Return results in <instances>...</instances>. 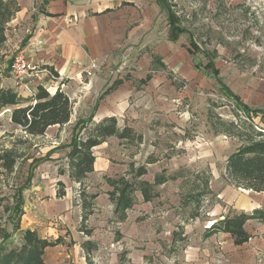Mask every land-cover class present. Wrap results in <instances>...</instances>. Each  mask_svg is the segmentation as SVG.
<instances>
[{"label":"rangeland","instance_id":"1","mask_svg":"<svg viewBox=\"0 0 264 264\" xmlns=\"http://www.w3.org/2000/svg\"><path fill=\"white\" fill-rule=\"evenodd\" d=\"M170 2L178 22L191 34L184 33L187 44L193 38L201 49L196 53L200 67L211 57L221 81L211 69H202L200 79L181 88L178 102L169 97L158 104L146 94H132L128 107H179L178 112L154 108L148 114L125 113L120 117V128L132 127L142 140L110 136L93 149L96 168L83 184L73 182L65 173L69 164L66 147L61 145L70 141L73 128L64 131L63 141L53 147L60 134L57 128L50 129V135L27 136L11 122L13 107L0 113V222L12 230L7 217L21 193V225L32 226L50 238H61L58 246L46 249V264H264V233L252 232L257 231V225L246 226L252 233L238 261L226 249L222 231H210L214 222L242 211L234 209V201L228 203L221 197L223 187L235 186L224 175L228 157L246 143L249 134L263 133L254 137L264 138V132L254 124L264 125V118L253 121L250 112L222 85L229 86L244 104L264 109V0ZM43 5L37 2L36 12ZM137 6L143 11L155 7L154 0H141V6ZM157 14L154 24L165 25L167 12L158 8ZM30 19L24 17L16 26L6 24L11 43L0 45L2 76L9 75L13 56L26 45ZM153 55V47L144 45V41H124L110 75H119L130 83L128 78L135 73L145 75L146 70L162 68ZM147 60L151 62L145 69ZM174 77L182 82L176 73ZM131 84L141 89L139 80ZM9 150L18 155L11 172L2 166L4 151ZM142 166L147 172L137 176ZM158 174L166 175L168 181L156 186L157 195L145 201L136 190L126 219L118 221L109 195L112 181L154 182ZM59 181L66 185L62 199L52 193L53 188H59ZM83 189L89 195L97 194L90 200L92 213L86 221ZM85 240L98 245L90 260L82 247Z\"/></svg>","mask_w":264,"mask_h":264},{"label":"crops","instance_id":"2","mask_svg":"<svg viewBox=\"0 0 264 264\" xmlns=\"http://www.w3.org/2000/svg\"><path fill=\"white\" fill-rule=\"evenodd\" d=\"M16 1L20 10L7 25L16 26L24 17L31 18L28 21L31 24L28 31L30 35L23 49L31 61L39 62L48 66L53 72L55 71L57 79L51 83L52 94L57 90L64 91L73 102L70 120L62 126H50L45 133L50 135V129L54 128L59 131L60 134L54 139L53 147L63 141L64 131L72 129L80 118H86L91 113H94L93 120L96 122L108 116H116L120 124V117L131 111L148 114L155 108L169 113L178 112L179 107H128L130 106L128 99L132 94L137 97L146 94L147 97L155 98L158 104L169 97L178 102L181 88L185 86V83L200 79L202 68L196 66V63L200 65V62L197 54H192L189 49L190 42L187 44L184 37L186 32L180 33L177 39H172L174 31L168 16L165 25L154 24L158 8L163 9L158 0H154L153 10L147 9L146 11L137 6H141V0ZM37 2L44 4V8L38 12L34 8ZM131 25L133 28H130ZM8 26L6 27V44L11 43ZM124 41L130 43L144 41V45L153 47V58L162 68L146 70L145 75L135 73L128 78L130 83L124 77H118L119 75L111 76L109 69L119 59ZM90 59H97L99 64L103 65L102 69L92 77H88L83 71L84 65ZM150 62L147 60L144 64L145 69L149 68L146 65ZM175 73L181 78V83H174L170 75ZM0 77V87L13 88L24 97L31 96L29 92L16 86L10 71L9 75L4 76L0 73ZM130 79L139 80L141 89L138 90L137 86L132 87L133 80ZM247 107L249 110H246L251 113L253 119L259 122L257 119L261 118V112H264L263 107H250L249 105ZM254 109H260L256 115L252 114ZM141 116H144L143 113ZM132 125L134 126V123ZM101 145L103 144L94 147V150ZM66 150L68 152L69 148L66 147ZM96 164L97 162H95V168ZM52 193L57 197V188H53ZM221 197L228 203L234 201L236 211L244 210L251 213L257 208L264 209V191L238 189L227 184L221 189ZM247 225H257V231L252 229V232L264 233V222L259 219H250L245 224V229L251 234ZM21 227L24 228L22 225ZM27 228L36 230L32 226ZM221 234L226 238V249L231 252L234 260L238 261L241 248L248 241L236 245L230 233L221 232ZM59 246L65 247V245Z\"/></svg>","mask_w":264,"mask_h":264},{"label":"trees","instance_id":"3","mask_svg":"<svg viewBox=\"0 0 264 264\" xmlns=\"http://www.w3.org/2000/svg\"><path fill=\"white\" fill-rule=\"evenodd\" d=\"M158 2L167 12L169 23L174 31L172 39H177L180 33L188 32V29L178 22L179 18L176 16L170 0H158ZM19 10L20 6L16 0H0V45L7 40L6 24ZM189 49L194 55L201 51L193 38L190 39ZM196 66H200L199 63H196ZM202 69H211L214 77L221 81L219 68L211 57L208 58L207 64ZM170 76L177 84L174 75ZM222 85L228 94L235 98L239 104H242L245 109L249 110L238 94L224 83ZM9 107H13L11 122L27 136L35 137L44 135L50 126H62L67 123L73 111V102L64 91L57 90L51 94L42 86L38 87L34 95L28 97L22 96L13 88L0 87V113ZM259 110H252V114L256 115ZM261 114V118H264V112H261ZM93 117L94 113H91L86 118H80L73 127L69 143L61 145L69 148L66 154L69 168L65 173L72 181L81 184L95 168L96 155L93 150L94 147L104 143L110 136L114 135L120 139L142 140V136L134 131L132 127L120 128L116 116H108L98 122L94 121ZM254 135H263V133H253L246 137V143L228 157L224 175L232 185L261 192L264 191V138L255 139ZM17 156V153L13 150L4 151L2 166L5 170L11 172L14 169ZM45 157L47 156L40 159L35 158L34 160L37 162ZM146 172L147 168L142 166L139 168L137 176H141ZM166 181H168V177L163 174H158L154 182L141 180L137 183L124 178L120 181H112L113 190L110 191L109 195L115 205L116 219L118 221L126 219L127 209L132 207L134 203L136 190L141 191L145 201H151L158 193L156 186ZM58 186L57 197H64L66 195L65 183L59 181ZM96 196V193L89 195L85 189L81 191L82 206L85 209L84 221L92 213L90 210L92 202L90 200L96 198ZM23 213L24 199L19 193L18 199L11 209V214L7 217V221L12 224V230L8 231L5 224L0 222V264H46V249L61 243L60 237L51 239L41 236L37 230L22 228L21 216ZM250 219H259L264 222V209L257 208L251 213L240 211L227 215L223 219L214 222L210 231L230 233L234 243L240 245L249 241L251 237L245 229V224ZM17 233H19V237L14 238ZM88 233L90 234L91 231H88ZM82 247L88 260H90L91 252L98 249L97 242L91 240L82 242ZM120 259L122 260V258Z\"/></svg>","mask_w":264,"mask_h":264},{"label":"built area","instance_id":"4","mask_svg":"<svg viewBox=\"0 0 264 264\" xmlns=\"http://www.w3.org/2000/svg\"><path fill=\"white\" fill-rule=\"evenodd\" d=\"M100 67L101 65L97 59H90L89 62L84 65L83 71L88 77H92ZM10 72L15 80L16 86L23 91L29 92L31 95L36 93L39 86H42L52 94L51 83L54 79H57L55 73L48 66L36 61H31L27 57L24 49L13 56ZM253 121L256 120L253 119ZM254 124L258 130L264 132V125Z\"/></svg>","mask_w":264,"mask_h":264}]
</instances>
